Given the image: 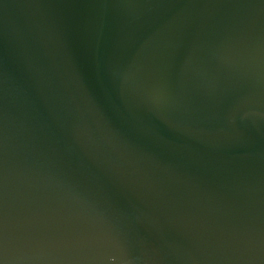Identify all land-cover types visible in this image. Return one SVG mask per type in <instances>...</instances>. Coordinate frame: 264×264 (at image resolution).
<instances>
[{"label": "water", "instance_id": "1", "mask_svg": "<svg viewBox=\"0 0 264 264\" xmlns=\"http://www.w3.org/2000/svg\"><path fill=\"white\" fill-rule=\"evenodd\" d=\"M0 264H264V0H0Z\"/></svg>", "mask_w": 264, "mask_h": 264}]
</instances>
